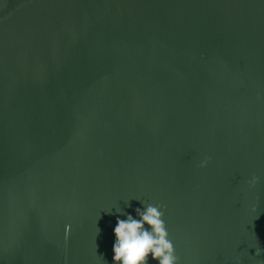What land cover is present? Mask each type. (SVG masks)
I'll return each mask as SVG.
<instances>
[{
	"label": "water",
	"instance_id": "95a60500",
	"mask_svg": "<svg viewBox=\"0 0 264 264\" xmlns=\"http://www.w3.org/2000/svg\"><path fill=\"white\" fill-rule=\"evenodd\" d=\"M148 203L264 264V0H0V264H114Z\"/></svg>",
	"mask_w": 264,
	"mask_h": 264
},
{
	"label": "clouds",
	"instance_id": "9594fccd",
	"mask_svg": "<svg viewBox=\"0 0 264 264\" xmlns=\"http://www.w3.org/2000/svg\"><path fill=\"white\" fill-rule=\"evenodd\" d=\"M206 163L207 159L201 166ZM255 183L256 178L253 179L252 185L255 186ZM143 205V209H135L138 218L127 215L126 219H117L114 228L115 243L112 248L114 264H149L150 260L156 261L157 264H178V257L164 220L163 205ZM99 232L97 227V235ZM262 251L264 249L258 245L255 255L259 256Z\"/></svg>",
	"mask_w": 264,
	"mask_h": 264
}]
</instances>
